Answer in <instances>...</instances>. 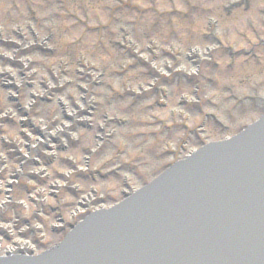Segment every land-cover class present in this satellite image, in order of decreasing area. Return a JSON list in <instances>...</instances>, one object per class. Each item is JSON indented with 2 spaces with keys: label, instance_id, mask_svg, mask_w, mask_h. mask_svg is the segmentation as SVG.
<instances>
[{
  "label": "rangeland",
  "instance_id": "rangeland-1",
  "mask_svg": "<svg viewBox=\"0 0 264 264\" xmlns=\"http://www.w3.org/2000/svg\"><path fill=\"white\" fill-rule=\"evenodd\" d=\"M6 1L0 0V88L22 90L28 115L36 116L28 100L41 94L47 103L41 114L62 103L64 122L92 117L90 136L102 138L103 151L90 166L80 164L91 178L72 180L80 192L87 182L101 192L102 209L264 114V0H247L246 11L241 0H15L14 7ZM46 88L56 99L43 94ZM12 119L16 126L7 133L30 134L23 117ZM36 135L12 144L20 149L37 138L41 162L49 138L43 130ZM85 140L81 134L70 149L76 158ZM61 194L68 208L60 216L68 221L64 213L75 205L70 193ZM11 224L0 226V251L15 235ZM24 242L14 239L9 247Z\"/></svg>",
  "mask_w": 264,
  "mask_h": 264
},
{
  "label": "bare ground",
  "instance_id": "bare-ground-1",
  "mask_svg": "<svg viewBox=\"0 0 264 264\" xmlns=\"http://www.w3.org/2000/svg\"><path fill=\"white\" fill-rule=\"evenodd\" d=\"M47 89L48 88L43 90V92H46L43 94L56 99V96L51 95L52 92L47 91ZM22 95V90L10 89V91H8L5 95H3V97L0 98V102L6 108L4 111L6 115L0 117V128L2 130L6 129L8 119H12V117L18 118L23 113V107L21 105V100L23 98ZM29 97L32 98L30 95ZM41 99V94H38V96L36 97V100L38 101L30 103L27 99L28 105H30L33 110L36 109L35 113H37L38 116L35 117L33 115H28V113H23L22 116L28 123L24 124L22 127L30 131L31 135H36L38 131L42 130L45 131L46 134H48L49 142H47L44 147V153L45 156L50 159L58 157V152L64 151L65 145L67 144V138H75V136L72 134H85L86 140L84 144L83 154H85L87 161L91 163V160L94 157L93 155L98 150V148L96 147V140H91L86 136V134L88 135L86 129H90L92 131V117L89 115V118L88 115L85 114L83 116V119H81L79 122H76L74 125L71 122L68 123V121L64 122L61 120V116L63 115L62 105L64 107V104L62 103H60L59 107L51 110L49 114H46L47 112H49L48 110H44L45 113L41 114V110L44 105ZM9 127L10 125L8 126V128ZM98 128H100L99 125ZM12 142V140L7 138V134L0 135V145L2 146L4 154H6L7 152L11 153L10 144H12ZM34 142H38L37 138H34V140L32 141L27 140L24 149L30 147ZM42 145L43 144L32 146V149L36 151L35 154L26 153L25 155V153H19L18 156L21 161L18 162L20 165L16 164V161H10L9 164L12 166V170L10 171L11 173L8 172V174L11 176V179H15L12 182L11 187H17L19 186V184H22V182H24L23 186H27V183H25L27 181L25 180L29 181L28 187L31 189V194L26 197L22 204L24 205L28 201L33 208H43L42 210H38L37 212L31 214V217L48 223L49 213L56 211V205L61 202V199L59 197L65 190H68L72 193V197L68 198H70L73 204H82L84 203V199H92L95 195V191H93L90 187H86L83 192H80V189L76 188L75 184H72L69 182V180H67L68 176H66L65 178H60V176L64 174L63 171H58L52 174L53 167L48 161L46 165H44L43 162V165L41 167H38L35 170L31 169V167H29L30 158L27 156L31 157V161L38 160L39 155L37 154V152ZM68 161L70 165L65 167L64 170H68L70 173H76L79 170V166L74 164V161L72 159H69ZM20 177L24 179H20ZM2 179L3 176L0 177V180ZM20 217H23V219L28 218V216H25L24 213L20 214Z\"/></svg>",
  "mask_w": 264,
  "mask_h": 264
},
{
  "label": "water",
  "instance_id": "water-1",
  "mask_svg": "<svg viewBox=\"0 0 264 264\" xmlns=\"http://www.w3.org/2000/svg\"><path fill=\"white\" fill-rule=\"evenodd\" d=\"M262 138H264V131L262 132ZM253 140L261 142L258 136H254ZM239 145H248V141L244 139L237 141L236 143L232 144V146L230 147L231 149L225 154L228 156H232L235 153L237 146ZM180 172H182V169L176 171L174 174H179ZM255 201H260V198H257ZM99 224L101 223L97 224L96 221H92L90 222V224L79 229L78 232H76V234L72 237L65 250L62 251V254H59L57 256L58 260H61L57 264H79L77 261V256L83 255L85 257H88V255L83 251H91L94 250V248L100 249L102 247L104 248L110 245L111 243L100 244L96 242L101 235L100 232L103 230L99 226ZM107 226L110 227L109 225ZM258 226V219L255 216L240 221L235 229V233L232 235L233 241L236 244H240L241 241L245 239H251ZM108 227H106L105 229H108ZM91 241L93 243H90ZM179 246L183 249L185 247V241L179 243ZM227 248L230 250V247ZM261 251L262 250H259L258 252L260 253ZM111 255L112 253L107 249L101 251L103 260H109V256ZM187 259L189 260L188 257L186 258V260Z\"/></svg>",
  "mask_w": 264,
  "mask_h": 264
}]
</instances>
